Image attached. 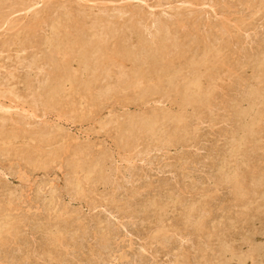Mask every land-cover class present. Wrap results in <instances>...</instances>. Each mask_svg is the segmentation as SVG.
I'll list each match as a JSON object with an SVG mask.
<instances>
[{
  "label": "rangeland",
  "instance_id": "1",
  "mask_svg": "<svg viewBox=\"0 0 264 264\" xmlns=\"http://www.w3.org/2000/svg\"><path fill=\"white\" fill-rule=\"evenodd\" d=\"M0 236V264H264V0H0Z\"/></svg>",
  "mask_w": 264,
  "mask_h": 264
},
{
  "label": "bare ground",
  "instance_id": "2",
  "mask_svg": "<svg viewBox=\"0 0 264 264\" xmlns=\"http://www.w3.org/2000/svg\"><path fill=\"white\" fill-rule=\"evenodd\" d=\"M57 4V3H56ZM62 5H64V4H62ZM60 6V5H59ZM46 7V6H45ZM69 7H70V5H69ZM51 8V7H50ZM58 8V7H57ZM49 9V8H48ZM47 10V9H46ZM86 10V9H85ZM53 11V10H52ZM71 11V10H70ZM68 12V11H67ZM66 12V13H67ZM82 12V11H81ZM84 12V11H83ZM97 12V11H96ZM53 13V12H52ZM91 13V12H90ZM97 14V13H96ZM85 15V14H84ZM180 15V14H179ZM39 16V15H38ZM109 16V15H108ZM67 17V16H66ZM90 17V16H89ZM88 17V18H89ZM95 17V16H94ZM113 17V16H112ZM74 19V18H73ZM111 19V18H110ZM178 19V18H177ZM67 20V19H66ZM102 21H103V19H101ZM108 20V19H107ZM72 21V20H71ZM106 21V20H105ZM137 21V20H136ZM86 22V21H85ZM135 22V21H134ZM65 23V22H64ZM82 23V22H81ZM86 25V24H85ZM101 25V24H100ZM65 26V25H64ZM103 26V25H102ZM162 26V25H161ZM164 26V25H163ZM25 27V26H24ZM50 27V26H49ZM75 27V26H74ZM105 27V26H104ZM159 27V26H158ZM43 28V27H42ZM68 28V27H67ZM164 28V27H163ZM24 29V28H23ZM36 29V28H35ZM45 29H47V28H45ZM61 29V28H60ZM107 29V28H106ZM52 30V29H51ZM110 30V29H109ZM31 31H32V29H31ZM44 31V30H43ZM54 31H56V30H54ZM53 31V32H54ZM27 32V31H26ZM52 32V33H53ZM107 32V31H106ZM44 33V32H43ZM85 33V32H84ZM116 33V32H115ZM136 33V32H135ZM170 33V32H169ZM103 34V33H102ZM125 34V33H124ZM153 34V33H152ZM26 35H28V34H26ZM59 35V34H58ZM156 35V34H155ZM42 36V35H41ZM41 36H39V37H41ZM88 36V35H87ZM97 36V35H96ZM104 36V35H103ZM112 36V35H111ZM152 36V35H151ZM168 36V35H167ZM80 37V36H79ZM158 37V36H157ZM207 37V36H206ZM24 38V37H23ZM21 39V38H20ZM25 39V38H24ZM33 39H34V37H33ZM68 39V38H67ZM70 39V38H69ZM76 39V38H75ZM107 39V38H106ZM162 39V38H161ZM54 40V39H53ZM94 40V39H93ZM126 40V39H125ZM141 40V39H140ZM67 41V40H66ZM99 41V40H98ZM20 42V41H19ZM95 42V41H94ZM147 42V41H146ZM182 42V41H181ZM20 44V43H19ZM37 45H38V43H37ZM75 45V44H74ZM82 45V44H81ZM91 45V44H90ZM157 45V44H156ZM183 45V44H182ZM17 46V45H16ZM26 46V45H25ZM36 46V45H35ZM34 46V47H35ZM58 46V45H57ZM61 46V45H60ZM59 46V47H60ZM133 46V45H132ZM74 47V46H73ZM107 47V46H106ZM157 47V46H156ZM155 47V48H156ZM166 47V46H165ZM54 48V47H53ZM81 48V47H80ZM86 48V47H85ZM35 49V48H34ZM81 50V49H80ZM131 50V49H130ZM161 50H162V48H161ZM59 51V50H58ZM58 51H57V53H58ZM178 51V50H177ZM183 51V50H182ZM185 51V50H184ZM179 52V51H178ZM53 53V52H52ZM56 53V52H55ZM56 53V54H57ZM68 53V52H67ZM85 53H87V52H85ZM103 53V52H102ZM54 54V53H53ZM59 54V53H58ZM57 54V55H58ZM63 54V53H62ZM90 54V53H89ZM91 54H93V53H91ZM140 54V53H139ZM95 55V54H94ZM93 55V56H94ZM143 55V54H142ZM158 55V54H157ZM168 55V54H167ZM185 55V54H184ZM193 55V54H192ZM61 56V55H60ZM65 56H67V55H65ZM88 56V55H87ZM92 56V57H93ZM172 56V55H171ZM214 56V55H213ZM48 57V56H47ZM86 57V56H85ZM138 57V56H137ZM154 57V56H153ZM210 57V56H209ZM52 58V57H51ZM67 58H68V56H67ZM145 58H147V57H145ZM89 59V58H88ZM87 59V60H88ZM167 59V58H166ZM66 60V59H65ZM96 60V59H95ZM98 60V59H97ZM202 60V59H201ZM56 62V61H55ZM70 62V61H69ZM74 62V61H73ZM97 62V61H96ZM206 62V61H205ZM39 63V62H38ZM79 63V62H78ZM87 63H88V65H89V62L87 61ZM114 63V62H113ZM191 63V62H190ZM54 64V63H53ZM57 64V63H56ZM64 64V63H63ZM81 64V63H80ZM96 64V63H95ZM63 66V65H62ZM93 66V65H92ZM105 66V65H104ZM154 66V65H153ZM175 66V65H174ZM211 66V65H210ZM52 67V66H51ZM68 67V66H67ZM71 67H72V65H71ZM80 67V66H79ZM98 67V66H97ZM116 67V66H115ZM200 67V66H199ZM123 68V67H122ZM133 68H135V67H133ZM163 68V67H162ZM101 69V68H100ZM137 69V68H136ZM142 69V68H141ZM198 69V68H197ZM66 70H67V68H66ZM180 70V69H179ZM72 71H73V69H72ZM88 71V70H87ZM109 72V71H108ZM104 74V73H103ZM70 75V74H69ZM150 75V74H149ZM198 75V74H197ZM67 76V75H66ZM90 76V75H89ZM28 77V76H27ZM57 77V76H56ZM86 77V76H85ZM123 77V76H122ZM90 78V77H89ZM100 78V77H99ZM150 78V77H149ZM95 79H96V77H95ZM151 79V78H150ZM171 79V78H170ZM192 79V78H191ZM49 80V79H48ZM47 80V81H48ZM60 80H63V78L62 79H60ZM71 80V79H70ZM113 80V79H112ZM124 81V80H123ZM172 81H174V80H172ZM201 81V80H200ZM68 82V81H67ZM94 82H96L97 83V81H94ZM105 82V81H104ZM104 82H102V83H104ZM51 83V82H50ZM82 83V82H81ZM114 83V82H113ZM55 84H56V82H55ZM99 84V83H98ZM132 84V83H131ZM137 84V83H136ZM219 84V83H218ZM119 85V84H118ZM96 86V85H95ZM135 86V85H134ZM60 87V86H59ZM191 87V86H190ZM196 87V86H195ZM198 87V86H197ZM51 88V87H50ZM65 88V87H64ZM202 88V87H201ZM200 88V89H201ZM52 89V88H51ZM99 89V88H98ZM110 89V88H109ZM133 89V88H132ZM189 89V88H188ZM44 90V89H43ZM63 91V90H62ZM98 91V90H97ZM252 91V90H251ZM91 93V92H90ZM79 95V94H78ZM210 95V94H209ZM49 96V95H48ZM260 96V95H259ZM82 97V96H81ZM193 97V96H192ZM257 97V96H256ZM57 97H55V99H56ZM57 100V99H56ZM191 100H194V99H191ZM263 100V99H262ZM84 101V100H83ZM69 102V101H68ZM192 102V101H191ZM250 103V102H249ZM262 104V103H261ZM239 105V104H238ZM255 105V104H254ZM236 107H238V106H236ZM240 108V107H239ZM252 109V108H251ZM254 110V109H253ZM257 110V109H256ZM260 110V109H259ZM262 111V110H261ZM246 112V111H245ZM175 113V112H174ZM182 118V117H181ZM177 120V119H176ZM3 121V120H2ZM136 125V124H135ZM251 128V127H250ZM237 129V128H236ZM182 131V130H181ZM183 132V131H182ZM256 132V131H255ZM162 134V133H161ZM172 134V133H171ZM170 134V135H171ZM179 134V133H178ZM177 135V134H176ZM232 135V134H231ZM161 137V136H160ZM175 138V137H174ZM170 140V139H169ZM232 140V139H231ZM21 144V143H20ZM244 145V144H243ZM239 147V146H238ZM238 147H236V148H238ZM254 150V149H253ZM240 155V154H239ZM233 156V155H232ZM248 165V164H247ZM239 167V166H238ZM90 173V172H89ZM120 173H121V171H120ZM116 176V175H115ZM78 180V179H77ZM115 180V179H114ZM237 181V180H236ZM80 182H81V180H80ZM116 182V181H115ZM238 185V184H237ZM254 187V186H253ZM210 197V196H209ZM253 197V196H252ZM255 197V196H254ZM198 202V201H197ZM167 203V202H166ZM208 203V202H207ZM251 203V202H250ZM161 208V207H160ZM205 209V208H204ZM200 210V209H199ZM197 211V210H196ZM206 214V213H205ZM163 218V217H162ZM222 219V218H221ZM236 219V218H235ZM160 220H162V219H160ZM224 220V219H223ZM164 221V220H163ZM222 221V220H221ZM163 223V222H162ZM231 223V222H230ZM5 226V225H4ZM6 227H7V225H6ZM8 234H10V233H8ZM2 236V235H1ZM0 236V237H1ZM217 236V235H216ZM9 237V236H8ZM55 239V238H54ZM3 240V239H2ZM2 240H0V241H2ZM229 245V244H228ZM220 247V246H219ZM216 248V247H215ZM223 249V248H222ZM236 249V248H235ZM54 251V250H53ZM231 252V251H230ZM233 252H235L234 250H233ZM225 253V252H224ZM236 253V252H235ZM243 254V253H242ZM212 255V254H211ZM247 255V254H246ZM206 256V255H205ZM58 257V256H57ZM211 257V256H210ZM240 260V259H239ZM216 262V261H215ZM218 263V262H217ZM210 264V263H209Z\"/></svg>",
  "mask_w": 264,
  "mask_h": 264
}]
</instances>
